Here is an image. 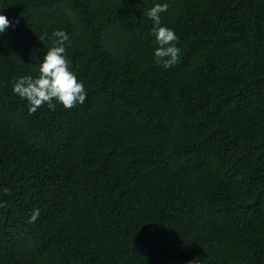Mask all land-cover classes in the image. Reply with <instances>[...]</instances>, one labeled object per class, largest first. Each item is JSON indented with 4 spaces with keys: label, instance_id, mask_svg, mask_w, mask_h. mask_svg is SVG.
<instances>
[{
    "label": "trees",
    "instance_id": "trees-1",
    "mask_svg": "<svg viewBox=\"0 0 264 264\" xmlns=\"http://www.w3.org/2000/svg\"><path fill=\"white\" fill-rule=\"evenodd\" d=\"M165 2L168 69L145 14ZM0 14V264H264V0H0ZM56 31L87 97L30 112L11 81L37 75Z\"/></svg>",
    "mask_w": 264,
    "mask_h": 264
},
{
    "label": "clouds",
    "instance_id": "clouds-1",
    "mask_svg": "<svg viewBox=\"0 0 264 264\" xmlns=\"http://www.w3.org/2000/svg\"><path fill=\"white\" fill-rule=\"evenodd\" d=\"M168 8L166 2L156 3L145 13L152 21L150 34L157 45L153 50V59L164 69L177 63L181 51L176 44L179 37L175 30L161 23L160 14L167 12ZM10 26L12 21L0 14V34L5 33ZM53 35L57 39L53 46L47 49L43 59L39 60L37 75L14 77L11 81L13 93L26 100L30 112L37 111L43 104L54 110L53 101L65 108H72L76 104H83L87 97L83 81L78 80L76 74L70 70L69 60L65 55V41H68V35L63 31H56ZM39 214V210H34L29 222H34Z\"/></svg>",
    "mask_w": 264,
    "mask_h": 264
}]
</instances>
